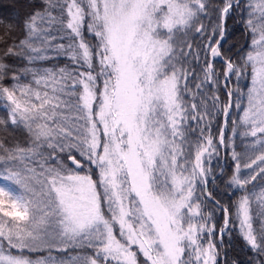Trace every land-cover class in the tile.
<instances>
[{
	"label": "snow or ice",
	"instance_id": "obj_1",
	"mask_svg": "<svg viewBox=\"0 0 264 264\" xmlns=\"http://www.w3.org/2000/svg\"><path fill=\"white\" fill-rule=\"evenodd\" d=\"M26 8L0 21V264H229L237 223L264 264V0Z\"/></svg>",
	"mask_w": 264,
	"mask_h": 264
},
{
	"label": "trees",
	"instance_id": "obj_2",
	"mask_svg": "<svg viewBox=\"0 0 264 264\" xmlns=\"http://www.w3.org/2000/svg\"><path fill=\"white\" fill-rule=\"evenodd\" d=\"M30 2V0H15L10 2L9 0H0V21H11L15 18L16 14H23L27 11L26 5ZM9 13H11L9 15ZM235 18L239 20L242 27L244 24L241 22L238 14H235V17L230 16L227 20V43L224 45L225 48H228L232 44H236L238 47L243 43L245 35V29L243 30L240 25L236 24ZM205 23H208L206 20ZM5 26L4 24H0V37L5 35ZM248 39V38H247ZM235 49L233 48L232 55L235 53ZM218 66L220 65V61H217ZM247 81L242 80L241 84H246ZM0 135H5V133L0 132ZM239 150V149H238ZM225 164L223 170L220 175L217 176L216 184L214 185L216 197L224 204H228L234 202L236 200V196L229 198L226 194L228 189L225 188V182L227 178L232 174L234 168V161L231 159L230 154H225ZM217 223L220 224L222 222L223 216L221 213L216 214ZM254 228H259V221H254ZM225 240L228 241L229 246L227 248L228 256H229V264L233 260H238L239 264H248L249 259L253 256V253L248 249L245 242L241 238V236L234 231V228L231 231L230 237L226 236Z\"/></svg>",
	"mask_w": 264,
	"mask_h": 264
},
{
	"label": "rangeland",
	"instance_id": "obj_3",
	"mask_svg": "<svg viewBox=\"0 0 264 264\" xmlns=\"http://www.w3.org/2000/svg\"><path fill=\"white\" fill-rule=\"evenodd\" d=\"M9 1L12 2V1H15V0H9ZM10 14H11V13H9V15H10ZM232 16L235 17V14H233ZM235 22H236V24L240 25V27L244 30V27H242V24H240L239 20H237V19L235 18ZM244 32H245V31H244ZM247 43H248V39H247V37H245L243 43H242L240 46H245V47H246V46H247ZM236 50H237V49H235V52H236ZM218 61H219V60H218ZM228 154H230V153H228ZM228 154H227V155H228ZM224 157H225V153L222 151V152H221V155H220V158H219L218 160H214V161H213V164H214V165H217V167H216V176L220 175L221 172H222V170H223V167H224V164H225V159H224ZM216 183H217V182H216V180H215V184H214V185H217ZM222 223H223V219H222V222H221L220 224H222ZM234 231L240 235V233H239V226H238V223H237L236 227L234 228Z\"/></svg>",
	"mask_w": 264,
	"mask_h": 264
}]
</instances>
